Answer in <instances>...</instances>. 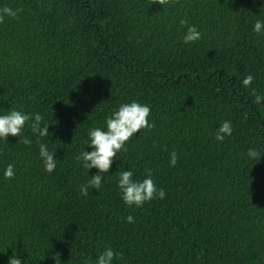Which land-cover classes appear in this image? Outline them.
Returning a JSON list of instances; mask_svg holds the SVG:
<instances>
[{
    "label": "trees",
    "instance_id": "16d2710c",
    "mask_svg": "<svg viewBox=\"0 0 264 264\" xmlns=\"http://www.w3.org/2000/svg\"><path fill=\"white\" fill-rule=\"evenodd\" d=\"M0 115L39 113L0 139V264H264V0H0ZM186 20L201 38L185 44ZM252 75L249 87L243 85ZM148 105L101 187L76 156L121 104ZM225 120L232 134L215 139ZM24 137L31 145L22 142ZM41 144L56 150L49 174ZM249 149L261 153L250 158ZM177 164L170 166V153ZM14 166V178L4 170ZM151 169L163 199L127 205L120 172ZM132 223L127 222L128 216Z\"/></svg>",
    "mask_w": 264,
    "mask_h": 264
},
{
    "label": "clouds",
    "instance_id": "9594fccd",
    "mask_svg": "<svg viewBox=\"0 0 264 264\" xmlns=\"http://www.w3.org/2000/svg\"><path fill=\"white\" fill-rule=\"evenodd\" d=\"M152 2L163 6L169 0H152ZM20 11L22 9L13 10L8 6L0 8V23H3L5 16L18 18ZM180 24L187 28L183 36V42L185 44L195 43L201 38V34L195 26H188L186 20H181ZM253 31L257 34L264 33V21L257 20L253 26ZM253 79L252 75H248L242 83L245 87H249ZM252 94L256 97L255 103H260L264 99L256 95L255 90H253ZM150 115L151 109L148 105L132 101L131 103L121 104L117 110H114L105 119L106 130L101 127H95L88 131L89 141L87 145L91 146L92 150L80 152L75 159L77 162L82 163V167L87 171L95 168L97 169V173L91 176L89 184L81 186L80 192L83 196L88 195L89 185L93 189H99L101 187L102 181L104 180L103 174L109 172L114 158H117V153L127 151L125 145L134 134L139 133L141 129L146 128L151 130L155 127L154 123L148 122ZM43 119L44 117L39 113L26 114L22 111L12 109L6 114L0 115V139L8 140L10 135L20 138L22 130L28 121H32L30 127L34 134H37L39 137H47L49 135V124H42ZM232 131L231 122L225 120L216 129L215 139L223 141L225 136L232 134ZM19 142L25 145H31L32 143L27 137H24L22 141L19 140ZM55 153L56 150L50 152L46 144L40 145L39 155L44 164L45 171L49 174L56 168ZM247 155L250 158L258 160L261 157V153L255 149H249ZM169 164L173 167L177 164V153L175 151L170 153ZM14 175V166L9 164L4 170V177L6 179H12ZM117 186L120 189L123 201L129 206L135 205L136 207H142L145 202L157 198L163 199L166 195L164 189L157 188L152 179L151 169H146V177L143 180H134L133 172L131 170H124L119 174ZM127 222H134L133 217L129 215ZM53 258L56 264H60L58 253ZM115 258V252L111 248H105L98 255L95 264H112ZM8 264H22V261L13 252V256L9 258ZM84 264H89V261L85 260Z\"/></svg>",
    "mask_w": 264,
    "mask_h": 264
}]
</instances>
